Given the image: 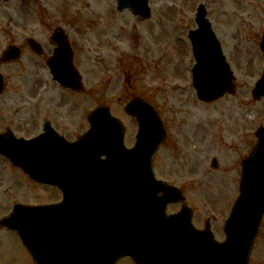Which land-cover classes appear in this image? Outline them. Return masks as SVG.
<instances>
[{"label":"rangeland","instance_id":"obj_1","mask_svg":"<svg viewBox=\"0 0 264 264\" xmlns=\"http://www.w3.org/2000/svg\"><path fill=\"white\" fill-rule=\"evenodd\" d=\"M200 2L236 83L234 95L224 94L211 102L200 101L189 80L194 59L186 33L196 26L193 15ZM149 3L152 15L143 20L129 10L117 12L115 0H0V55L6 45L24 47L19 58L0 61L5 78L0 121L10 122L15 134L28 136L40 130V120L48 118L54 129L73 139L88 125L86 112L104 103L128 123L125 141L130 144L135 127L118 98L136 90L147 94L169 132L155 154L157 177L181 186L193 208L194 224L202 226L205 215L212 216L214 237L223 239L221 225L238 194L241 159L256 139L254 130L264 124V98H251L263 65L264 0ZM59 25L75 48L74 64L83 75V92L61 89L44 61L26 46L27 37H33L44 54L51 52L49 36ZM4 127L5 123L0 129ZM212 159L215 168L210 166ZM7 164L0 157V167ZM6 171L11 172L9 167ZM32 184L13 174L0 176V218L15 201L50 203L59 198L55 188ZM178 206L171 204L168 209ZM261 230L249 264H264V223ZM14 235L0 226V264H33Z\"/></svg>","mask_w":264,"mask_h":264},{"label":"water","instance_id":"obj_2","mask_svg":"<svg viewBox=\"0 0 264 264\" xmlns=\"http://www.w3.org/2000/svg\"><path fill=\"white\" fill-rule=\"evenodd\" d=\"M145 1L118 0V7L121 9L130 6L134 11L147 14ZM204 15L205 11L200 6L195 15L198 28L190 31L189 38H191L194 58L197 61L194 68V84L198 96L203 101H210L219 97L226 90H231V73L220 55L219 44ZM53 34L52 41L56 42L58 48L49 66H51L53 76L62 84L74 88L77 75L69 63L70 54H68L67 45L64 44L63 34L59 30ZM260 45L263 49L264 59V35ZM15 53L14 49L7 52V56H13ZM257 84L253 89V95L264 94V70ZM129 104L127 110L136 115L140 124L136 134L135 147L129 151L121 148L120 124L109 116L107 109H95L89 114L92 125L87 133L76 142L59 144L61 150L64 151L62 155V160L65 161L64 172L71 173L76 170L84 172V168H87L93 159V166L95 162H98L100 167L106 166L105 168L115 174L125 171L124 174L127 175L128 179H133L135 173L137 174L141 169L150 175L151 164L149 159L156 149V144L159 142L158 138L161 139L163 136L161 122L147 104L138 100ZM150 123L157 126L155 130L149 129L153 126ZM155 134L160 135L155 137L153 136ZM257 135L259 136V143L251 155L243 160V173L240 182L241 194L235 203L234 216L227 223L228 232L235 229L232 241L228 233V240L233 244L217 243L210 234L208 236L203 234V237H187L181 224L175 227L176 229H172L170 238L163 242V246L168 251H161L158 255L152 254L155 262L147 256L139 257L140 245L137 244L138 238L140 239L139 231L137 234L130 233L127 237L121 232L114 235L108 231L110 230L108 228L105 229V232L112 237V241L97 242L93 238L95 223L92 221H95V218L88 213L87 210L89 209L86 212L82 211L83 205L86 202V205L89 204L88 208H91L93 203H100L101 196V201L106 208H116L120 206V201L114 195L105 193L109 190H103L104 185L100 184V181L90 178L84 180L65 179L63 180L64 186L58 180L49 181L63 188L64 198L59 205L35 207L16 205L11 214L3 219V223L17 229L25 246L31 251L36 264H113L115 259L123 254L131 255L138 264H246L248 247L261 214L264 212V129L259 128ZM48 137L46 132L32 139V141H48ZM27 142L29 141H14L8 137L0 136V151L7 152L16 164L22 163L21 161H26L27 151L37 149V145L30 146L27 145ZM9 144H13V146H8ZM111 150L119 151L122 155L121 157L124 159L122 167L115 168L113 163L116 162V159ZM101 153L107 155L106 159H99ZM126 155H132V158L126 157ZM95 157L99 160L96 161ZM111 161L113 163H110ZM35 168L38 169L39 167ZM149 175L147 178L150 183ZM38 176L36 177L39 179L41 176ZM39 180L44 181L41 178ZM111 180L117 182L120 187L124 186L125 183L126 186H132L130 187L132 191H126L127 199L138 198L140 195L137 188L138 179L125 181L117 176L116 178L112 177ZM75 182H79V184L75 185ZM111 188H113V183L109 189L111 190ZM92 192L96 196L94 199ZM171 194L168 191L165 196L157 197L158 199L155 200L158 203L153 201V205H162L171 197ZM151 197L154 196L149 197L150 201ZM242 214L243 216L248 214V218L239 220ZM176 221L164 219L163 222L164 225L171 226ZM239 227H241L245 237L243 241L241 240L240 249L234 241L238 235L237 231L240 230ZM97 230L99 231V228ZM80 233L85 240L80 239ZM243 246L245 247L241 250ZM94 254L97 255L95 259H93Z\"/></svg>","mask_w":264,"mask_h":264},{"label":"flooded vegetation","instance_id":"obj_3","mask_svg":"<svg viewBox=\"0 0 264 264\" xmlns=\"http://www.w3.org/2000/svg\"><path fill=\"white\" fill-rule=\"evenodd\" d=\"M2 125V121H0V126Z\"/></svg>","mask_w":264,"mask_h":264}]
</instances>
